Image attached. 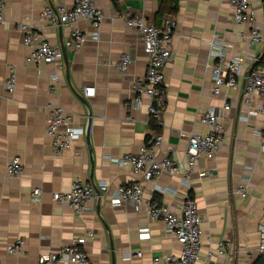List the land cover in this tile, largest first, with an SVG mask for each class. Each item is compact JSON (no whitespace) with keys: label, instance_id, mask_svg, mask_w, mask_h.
<instances>
[{"label":"crops","instance_id":"obj_1","mask_svg":"<svg viewBox=\"0 0 264 264\" xmlns=\"http://www.w3.org/2000/svg\"><path fill=\"white\" fill-rule=\"evenodd\" d=\"M105 13L98 34L86 20L74 25L42 19L46 5L73 7L74 0H6L5 22L0 23V261L5 264H40L39 257L58 250L84 233L95 230L85 248L92 264H152V259L179 253L180 244L166 231L163 221L152 220L145 210L136 211L127 202L116 201V185L142 183L144 196L180 211L184 200H196L201 218L200 258L209 255L216 264H250L260 253L259 224L264 222V98L244 101V74L251 57L264 62V43L249 44V26L238 23L228 0H178L171 56L164 67L165 103L160 131L163 142L157 158L185 159L188 139L183 133H206L199 117L217 111L223 124L221 145L212 159L200 157L188 178L183 170L165 172L151 180L117 162L127 153H137L148 141L153 125L151 99L133 89L144 77L148 56L134 29L126 24L129 12L143 11L160 25L169 0H96ZM257 24L264 35V0H252ZM32 22L52 44L62 49L72 28L87 31L88 39L78 50H67L60 68L54 63L26 61L30 47L23 43L18 22ZM46 22V23H45ZM215 45L210 41L213 34ZM242 53L236 88L223 86L212 92L213 71L209 64ZM63 52V51H62ZM129 52L133 62L126 72L115 63ZM16 68V88H6L7 64ZM59 78L54 91L50 86ZM95 86L87 98L92 121L86 138L88 108L79 95L83 87ZM137 98L140 102L137 103ZM230 105L228 109L224 105ZM61 105L75 115L85 132L71 147L55 154L46 133L50 108ZM22 158L20 176H9L7 162ZM81 177L96 184L92 208L79 214L67 203L53 199L56 191H68ZM109 189L101 191L100 183ZM239 183L248 186V196L233 192ZM41 189L34 199L32 192ZM24 238V253H9L6 245ZM224 242V252L218 250ZM141 255H135L136 251Z\"/></svg>","mask_w":264,"mask_h":264},{"label":"built area","instance_id":"obj_2","mask_svg":"<svg viewBox=\"0 0 264 264\" xmlns=\"http://www.w3.org/2000/svg\"><path fill=\"white\" fill-rule=\"evenodd\" d=\"M125 0H117L120 5ZM234 12V19L238 23H246L249 31L246 37L249 44L259 46L264 43V35L257 24V13L252 0H228ZM6 0H0V23H4ZM105 13L97 5L96 0H74L73 7L64 8L60 6L54 9L46 5L42 11V19L46 22L56 24L58 21L74 25L83 19L91 23L94 27V34L97 35L104 20ZM45 22V23H46ZM47 22V23H48ZM126 24L136 31L139 40L143 44V49L148 56V63L144 77L134 80L133 89L145 94L151 99L149 112L153 130L149 139L139 149L137 153H127L117 162L120 165L131 166L135 173L140 174L145 180H151L162 173H176L182 169L184 177L188 178L200 157L212 159L220 148L223 124L217 111L209 110L199 117V121L206 125V133H183L188 139V146L185 152V159L179 161L177 157L165 155L157 158V149L163 142V135L160 131L162 125V109L165 103L164 88V67L171 56L170 44L175 31L176 17L173 12H166L163 15L160 25L148 19L143 11L129 12L126 17ZM17 26L23 32V43L30 47V53L26 61L40 63L47 61L54 63L60 68L63 59V52L59 45L47 41L40 32L41 27L32 22H18ZM218 34L214 33L210 41L211 45L216 44ZM88 39L86 30L80 27H73L69 38L64 42L68 49L78 50ZM221 58L216 64H209L213 71L212 92L218 94L223 86L236 88L238 85L237 74L241 68L243 59L242 53H236L231 58L225 59L222 52L218 51ZM260 56L252 55L251 66L244 74L245 88L244 101L251 104L255 95L264 98V62H260ZM133 62L132 55L125 52L115 63L121 71L126 72ZM8 73L5 79L6 88L14 91L16 88V68L13 63L7 64ZM59 76H54V83L50 86V91H54L55 84ZM95 86L83 87L82 95L86 98L94 95ZM140 99L137 98V103ZM230 105H224L228 109ZM85 132L84 127L75 122V115L61 105H54L50 108L46 119V133L50 138L51 146L55 154H61L69 149L72 143L80 138ZM264 148V145H263ZM24 165L21 156L12 157L6 164V172L9 176H21ZM1 186V182H0ZM101 191L109 189L108 181L100 183ZM96 184L76 177L68 191H56L53 199L57 202L67 203L79 214L92 208V202L96 196ZM248 186L239 183L233 192L242 197L248 196ZM41 189L35 188L32 192L34 199L40 197ZM116 201L127 202L133 205L136 211L145 210L152 220L163 221L168 234L174 236L180 244L179 253H167L152 259V264H194L200 258L201 250V218L196 200L187 197L180 209L174 210L171 206L148 199L144 196L142 183L134 181L131 184L116 185ZM260 243L259 251L264 254V222L259 224ZM95 236V230L87 226L84 233L72 239L56 251L42 254L39 257L40 264H92L85 245L88 239ZM218 250L224 252V242H220ZM9 253H24L25 240L20 237L6 245ZM142 251H136L135 255H141ZM212 255H209L205 264H216ZM0 264H5L0 261Z\"/></svg>","mask_w":264,"mask_h":264},{"label":"trees","instance_id":"obj_3","mask_svg":"<svg viewBox=\"0 0 264 264\" xmlns=\"http://www.w3.org/2000/svg\"><path fill=\"white\" fill-rule=\"evenodd\" d=\"M177 2H178V0H169L164 11L172 12L173 10H176L177 9ZM262 61H263V59L260 58V62H262ZM250 264H264V254L261 253L258 256H256V258H254V260Z\"/></svg>","mask_w":264,"mask_h":264},{"label":"water","instance_id":"obj_4","mask_svg":"<svg viewBox=\"0 0 264 264\" xmlns=\"http://www.w3.org/2000/svg\"><path fill=\"white\" fill-rule=\"evenodd\" d=\"M62 51H63V58H64V61L65 63L67 64L68 63V57H67V50H66V47L65 46H62ZM79 98L81 99V101L87 106L88 108V124H87V127H86V138L87 140H89V131H90V126H91V121H92V114L89 110V106H88V101H87V98L84 97L83 95H79Z\"/></svg>","mask_w":264,"mask_h":264}]
</instances>
